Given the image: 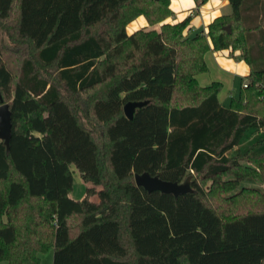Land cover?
Returning <instances> with one entry per match:
<instances>
[{"label":"trees","instance_id":"1","mask_svg":"<svg viewBox=\"0 0 264 264\" xmlns=\"http://www.w3.org/2000/svg\"><path fill=\"white\" fill-rule=\"evenodd\" d=\"M226 1L189 36L169 0H0V262L264 264V190L245 185H264V0ZM140 16L158 30L126 35ZM224 50L251 69L229 108L196 81ZM75 172L102 189L70 199ZM142 173L192 193L147 194Z\"/></svg>","mask_w":264,"mask_h":264},{"label":"crops","instance_id":"2","mask_svg":"<svg viewBox=\"0 0 264 264\" xmlns=\"http://www.w3.org/2000/svg\"><path fill=\"white\" fill-rule=\"evenodd\" d=\"M169 7L173 12V17L168 18L165 24H179L185 18L190 17V24L185 29L183 35L192 36L201 30L205 33L207 32V27L213 23L215 18L222 15L230 14V7L226 0H208L204 5L197 9L193 0H169ZM225 11V12H224ZM159 26L149 27L145 18L143 16L137 17L136 20L129 23L125 32L126 35L130 36L136 33L138 30H158ZM240 53H235L231 55L229 51H216L208 52L205 56V64L207 72L196 77L197 84L203 87L210 86L212 83H219L222 85L221 91L217 95V99L222 106L224 105V93L222 91H228V89L233 85L234 81H239L241 84L240 90L237 93V97L230 98L229 106L233 99H237L242 92V85L245 84V79L251 72V69L245 64L244 61L239 59ZM235 58H238L236 60ZM76 175L80 178L79 174ZM81 179V178H80ZM88 189H94L90 184H88ZM246 186L253 187L256 189L264 190L263 186H257L254 184H245ZM96 192L100 191L95 190ZM70 198V195H68ZM90 202L95 204L99 202V198L96 195L90 198Z\"/></svg>","mask_w":264,"mask_h":264},{"label":"water","instance_id":"3","mask_svg":"<svg viewBox=\"0 0 264 264\" xmlns=\"http://www.w3.org/2000/svg\"><path fill=\"white\" fill-rule=\"evenodd\" d=\"M225 31L229 33V28H225ZM147 102L139 103H127L123 107V114L129 121L133 120V114L135 110L142 106H145ZM11 113L9 106L4 104L2 96L0 94V141H3L6 150L9 149L11 141ZM135 185L138 188H143L147 194L160 193L163 195H170L174 197H180L183 195H189L192 193L190 187L189 178L182 184L169 183L160 180L158 177H151L148 173H142L141 175H134Z\"/></svg>","mask_w":264,"mask_h":264},{"label":"rangeland","instance_id":"4","mask_svg":"<svg viewBox=\"0 0 264 264\" xmlns=\"http://www.w3.org/2000/svg\"><path fill=\"white\" fill-rule=\"evenodd\" d=\"M225 12V11H224ZM229 28V27H227ZM229 32H230V28H229ZM9 45V44H8ZM7 64L9 65V68L13 71L15 70V66H14V62L13 61H7ZM52 70H48V72H51ZM39 72H41V74H44V70H39ZM241 84H239V81L235 80L233 85H231V87L228 89V91H222V93H224V105L229 108V99L233 98V97H237V93L240 90ZM89 123L91 124V128H93L94 132H95V138H96V142L98 143L99 147L101 150L102 146L104 144V142L102 141V139L100 138V134L102 132V127L98 126L95 124L94 121H89ZM72 189L70 191V199H73L75 201H79V200H83V198L85 197V193L86 190L89 188L87 183H84L82 181V179H80L77 175L76 172L74 175H72ZM101 190V187H94V190ZM214 207L217 208V206L213 203ZM220 212H227L226 209H221L219 210ZM125 241V238L123 239ZM53 259V250H49L48 252L41 254L39 256V263L40 264H53L52 262ZM0 264H6L5 262H0Z\"/></svg>","mask_w":264,"mask_h":264},{"label":"built area","instance_id":"5","mask_svg":"<svg viewBox=\"0 0 264 264\" xmlns=\"http://www.w3.org/2000/svg\"><path fill=\"white\" fill-rule=\"evenodd\" d=\"M244 88H246V86H244Z\"/></svg>","mask_w":264,"mask_h":264}]
</instances>
